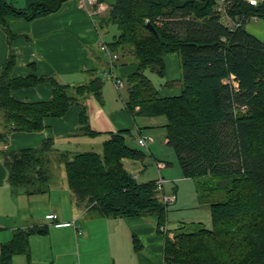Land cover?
<instances>
[{
  "label": "trees",
  "instance_id": "1",
  "mask_svg": "<svg viewBox=\"0 0 264 264\" xmlns=\"http://www.w3.org/2000/svg\"><path fill=\"white\" fill-rule=\"evenodd\" d=\"M24 1L19 7L15 0H0V23L10 39L15 35L7 25L8 15L34 20L59 11L66 0ZM219 2L117 0L105 19L120 30L110 48L124 58L134 57L137 64L125 81L128 111L134 116H165L167 144L174 149L184 176L221 178L218 186L227 187L226 199L211 206L212 228L187 231L184 224L167 228L169 204L158 188L159 177L140 182L126 167L127 160L143 161L149 156L141 148L146 146L129 144L135 139L130 129L110 132L101 152L58 154L76 204L102 217L157 216L165 240L164 264H264V39L246 27L251 18H264V0L257 4L226 0L232 21L240 23L232 30L222 21ZM170 52H178L181 58L182 91L160 96L146 71L163 75L164 54ZM15 64L11 53L0 69V109L7 131L42 130L46 117L62 116L79 104L80 131L100 133L91 127L82 99L103 100L102 76L94 74L83 84L70 85L53 76H13ZM45 81L53 86L47 101L28 102L11 94ZM53 144L47 139L39 147L6 153L14 189L23 188L28 194L48 191L42 185L50 177L47 164ZM156 162L159 173L160 162L171 164ZM48 232L49 226L15 229L12 238L1 244L0 264H14L16 254L30 259V236ZM133 236L135 248H142Z\"/></svg>",
  "mask_w": 264,
  "mask_h": 264
},
{
  "label": "crops",
  "instance_id": "2",
  "mask_svg": "<svg viewBox=\"0 0 264 264\" xmlns=\"http://www.w3.org/2000/svg\"><path fill=\"white\" fill-rule=\"evenodd\" d=\"M18 1H21L19 7L25 5L24 0H15ZM116 1H87L84 5L82 0H66L59 11L34 20L8 15L7 25L15 36L10 39L0 23V69L12 53L16 60L13 76H53L61 83L79 85L94 74L107 76V72L113 70L115 76L126 81L128 75L137 69L134 57L129 55L124 58L120 52L119 59L112 65L101 48L102 41L109 44L118 36L112 35L110 37L113 39L109 40L108 28L117 25L105 22L110 7ZM101 4L104 7H100ZM246 27L264 39L261 38L264 18L253 17ZM164 66L166 87L162 89L161 86L159 95L180 94L182 69L179 53H165ZM174 73L177 78H174ZM107 78L110 83L104 84L102 101L95 96L82 99L88 108L91 127L100 131L96 135L80 131L82 108L79 104L72 105L62 116L46 117L44 128L38 131H7L0 109V249L3 242L12 238L17 228L49 226L47 234L34 233L30 236V259L25 254H16L14 264H164L165 240L158 231L156 215L102 217L76 204L67 181L61 189H55L51 184L48 192L28 194L23 188L14 189L8 179L5 156L9 151L39 147L44 140L51 139L54 141L52 161H58L61 166L63 163L58 160L59 152L75 154L90 150L87 147L102 151L108 134L120 129L136 132L133 141L136 146H140L141 137L152 138L146 146L149 156L144 166L150 161L158 171L157 160L169 162V158L173 159L171 147L167 144L166 117L139 115L140 124L137 123L126 107V85L118 88L112 78ZM11 94L18 100L28 102L47 101L52 97L53 86L45 81L33 87L14 89ZM126 162L139 167L138 161ZM170 163L160 168V173L165 175L164 192L177 194V199L169 207V222L174 221L178 223L177 226L198 223L212 228L211 206L215 201L199 200L193 179L185 177L175 162ZM136 176L139 180L140 177ZM156 179L154 175L153 180ZM186 187L190 189L189 195ZM67 196L70 201L64 207ZM50 213L57 214V219H48L46 215ZM73 221L75 225L63 224ZM77 228L81 232H77ZM133 235L139 238L142 248H135ZM101 238L102 241L99 240ZM69 252L71 260L62 262Z\"/></svg>",
  "mask_w": 264,
  "mask_h": 264
},
{
  "label": "rangeland",
  "instance_id": "3",
  "mask_svg": "<svg viewBox=\"0 0 264 264\" xmlns=\"http://www.w3.org/2000/svg\"><path fill=\"white\" fill-rule=\"evenodd\" d=\"M20 3H21V1L16 2V5L20 6ZM117 27L118 26H114L113 25L110 28H108L109 29V35L107 37L109 38V40L113 39L110 36L115 35V34L119 35L120 30ZM261 36H262L261 38H264V34L261 35ZM146 72L149 75V77L153 80L154 84L159 89L161 88V86H162V89L164 87H166V85H164V84L166 83L167 80L157 70L148 69ZM100 76H102L104 78V81H105L106 84L110 83V80L107 78V76H104L102 74ZM173 76H174V78H177L176 73H174ZM181 78H182V70H181ZM181 83H182V80H181ZM138 116H134V118H135L136 121H138L137 123L140 124V122H139L140 120L139 119H141V117L139 116L140 117L139 118ZM132 132H133V134L136 133L134 130H132ZM133 141H134V139L133 140H129V144H131V145L134 144ZM139 147H141V146H139ZM87 148L92 150L91 148H93V147H87ZM141 148H143L144 150L147 151V147H141ZM94 150H97V149H94ZM98 152H101V150L98 151ZM171 152L173 153V159L169 158L168 161L169 162H175V165H178L180 167V165L178 163V160H177V155H176V153H175V151H174V149L172 147H171ZM49 157H50V161L48 162L47 167L49 168L50 177H49L48 182L43 183L42 187L46 188V185L49 187V185L52 184L55 189H61V187H63L62 184L65 183V181H67L64 164H62L63 165V167H62V165L60 166L58 161H57L58 164L56 163V160L53 159V161H52V153L49 155ZM144 162H146V161L145 160L138 161L137 162L139 164L138 168L133 167L130 164H128V162H126V167L128 168V170L133 172V174H136V175H138V177H140L139 178L140 182H146V181L152 180V179H154V175H155V178H158L160 176V173L157 171L156 168H154L153 164L150 161H147L149 163H146V166H144ZM139 168H141V169L137 170ZM162 176H165V175L163 174ZM192 181L195 184V189H196L195 191H197V193H198L199 200H202V201H207V200L222 201V200L226 199L227 187H224V186H220L219 187L218 186V182H222L221 178H213L212 179L210 177H198L196 179H193ZM182 186H184V184H182ZM185 189H186V191H187V193L189 195L190 194L189 187H186ZM48 191H50V190L48 189ZM48 191H46V192H48ZM55 191L59 192L57 190H55ZM69 193H71V192L69 191ZM69 193H68V196H70ZM68 196H67V204H66V201H64V207L68 206V202L70 201V199H68L69 198ZM63 199H65L64 195H63ZM170 205L171 204H169V207H171ZM43 208H45V207H43ZM177 224L178 223H176L174 221H170L168 223L169 228L171 230H173L177 226ZM184 225L186 226L185 229L187 231H195V230H198L201 227V225L198 224V223H186ZM169 233H170V236H173V234H174V232H172V234H171V231H169ZM100 237H101V235H100ZM99 240L102 241V238L99 239ZM69 260H71L70 252L64 257V261H62V262L65 263V262H67Z\"/></svg>",
  "mask_w": 264,
  "mask_h": 264
},
{
  "label": "built area",
  "instance_id": "4",
  "mask_svg": "<svg viewBox=\"0 0 264 264\" xmlns=\"http://www.w3.org/2000/svg\"><path fill=\"white\" fill-rule=\"evenodd\" d=\"M87 1L89 3H96L97 2V0H82V3L84 5H86ZM248 1H250L252 4H257L258 3V0H248ZM100 7H104V5L101 4ZM217 9L221 13L222 21L225 22L230 27L231 30L236 28L238 25H240L239 22H233L232 21L230 15H229L228 9H227L226 0H220L219 4L217 6ZM101 48H102V50L105 53H107V55L109 56V58L111 60L112 65H113L114 62L119 58V54L117 52L113 51L110 48L109 44L107 42H105V41L101 42ZM112 69H113V66H112ZM106 75H107V77L112 78L114 80L115 85L118 88H124L125 87V85H126L125 80L123 78H121V77L115 76L114 73H113V70H110L109 72H107ZM151 140H152V138L141 137L139 139V143L141 145L147 146L148 142L151 141ZM164 165L165 164L163 162L159 163L160 167H163ZM157 184H158L159 190L162 191L161 196L163 197V200H164L165 203L171 204L177 199V194L176 193L167 194L166 192H164V189H163L164 179H163L162 176H159V178L157 180ZM46 217L48 219L55 220L57 218V214L50 213V214H47ZM70 223H73L75 225V221L66 222L64 224H70ZM161 229L164 230V231H167L166 226H162ZM77 232H81V230L79 228H77Z\"/></svg>",
  "mask_w": 264,
  "mask_h": 264
}]
</instances>
